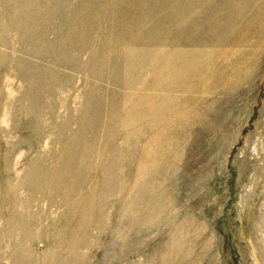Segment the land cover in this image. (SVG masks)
Wrapping results in <instances>:
<instances>
[{
    "label": "rangeland",
    "instance_id": "374dc122",
    "mask_svg": "<svg viewBox=\"0 0 264 264\" xmlns=\"http://www.w3.org/2000/svg\"><path fill=\"white\" fill-rule=\"evenodd\" d=\"M0 264H264V0H0Z\"/></svg>",
    "mask_w": 264,
    "mask_h": 264
}]
</instances>
